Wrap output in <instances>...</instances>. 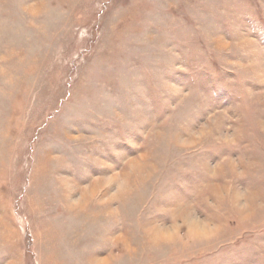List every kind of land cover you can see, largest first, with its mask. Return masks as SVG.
<instances>
[{"label": "rangeland", "instance_id": "rangeland-1", "mask_svg": "<svg viewBox=\"0 0 264 264\" xmlns=\"http://www.w3.org/2000/svg\"><path fill=\"white\" fill-rule=\"evenodd\" d=\"M0 264H264V0H0Z\"/></svg>", "mask_w": 264, "mask_h": 264}]
</instances>
